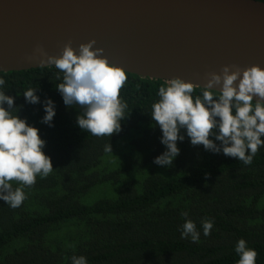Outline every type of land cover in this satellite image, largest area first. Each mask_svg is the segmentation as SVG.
Wrapping results in <instances>:
<instances>
[{"label": "trees", "instance_id": "16d2710c", "mask_svg": "<svg viewBox=\"0 0 264 264\" xmlns=\"http://www.w3.org/2000/svg\"><path fill=\"white\" fill-rule=\"evenodd\" d=\"M58 72L55 66L0 72L3 90L19 117L39 129L53 166L23 188L20 207L0 200V264H71L73 255L88 264H237L240 239L264 264V147L246 166L193 146L185 134L172 166H159L154 158L166 148L150 113L166 82L126 73L121 96L129 115L119 133L97 137L78 127L83 109L64 104ZM36 87L41 103H27L24 91ZM48 98L56 106L52 127L42 123ZM109 142L112 153L104 151ZM185 219L196 223L198 243L181 238ZM205 219L214 222L208 236Z\"/></svg>", "mask_w": 264, "mask_h": 264}, {"label": "clouds", "instance_id": "9594fccd", "mask_svg": "<svg viewBox=\"0 0 264 264\" xmlns=\"http://www.w3.org/2000/svg\"><path fill=\"white\" fill-rule=\"evenodd\" d=\"M95 43L91 40L79 45L78 53L70 43L66 44L61 56H48L47 60L59 70L57 80L62 82L55 87L64 104L83 109V114L76 117L78 127L93 136L110 138L121 131V121L129 115L127 102L121 96L127 76L124 68L109 63L102 48L93 47ZM5 84L0 77V200L16 209L27 198L23 188L34 185L37 176L47 177L53 166L43 151L46 141L40 137L39 129L19 117L14 97L3 90ZM201 89L194 95V83L181 78L169 79L158 88V100L152 103L150 115L162 131L160 139L166 150L153 162L171 167L180 152L177 142L183 141L186 134L193 146L202 145L207 151L222 152L251 165L264 147V68L226 65L221 73L208 74ZM36 92L37 87L24 91L27 103H41ZM43 109L42 123L52 127L55 102L46 99ZM104 151L112 153L110 142ZM13 180L22 187L13 188ZM182 216L188 217V212ZM213 226L210 219L201 221L203 235H210ZM200 235L196 223L185 219L181 238L198 243ZM234 250L239 257L237 264H256L258 253L244 239L237 241ZM71 264H88V260L73 255Z\"/></svg>", "mask_w": 264, "mask_h": 264}, {"label": "water", "instance_id": "95a60500", "mask_svg": "<svg viewBox=\"0 0 264 264\" xmlns=\"http://www.w3.org/2000/svg\"><path fill=\"white\" fill-rule=\"evenodd\" d=\"M91 40L128 74L201 88L226 65L264 68V2L0 0V72L54 66L48 56Z\"/></svg>", "mask_w": 264, "mask_h": 264}]
</instances>
